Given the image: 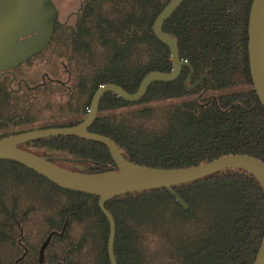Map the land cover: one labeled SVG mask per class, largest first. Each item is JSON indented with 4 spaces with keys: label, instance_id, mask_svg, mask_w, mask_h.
<instances>
[{
    "label": "trees",
    "instance_id": "obj_1",
    "mask_svg": "<svg viewBox=\"0 0 264 264\" xmlns=\"http://www.w3.org/2000/svg\"><path fill=\"white\" fill-rule=\"evenodd\" d=\"M167 1L82 0L70 27L74 47L91 55L90 40L96 37L105 59L95 63L90 58L89 71L80 74L70 92L69 107L79 116L51 126L82 119L99 84L113 81L134 91L148 71L170 69L168 46L152 30ZM251 2L182 0L162 24L186 61L180 74L152 81L136 101L104 91L88 129L111 137L127 159L150 166H191L237 152L264 160V106L248 59ZM12 95L19 94L0 81V126L31 123L26 110L21 115L5 111ZM22 96L28 98V93ZM132 104L140 106L120 116L104 113ZM19 146L78 171L118 169L106 144L97 139L56 134ZM173 187L187 209L166 187L129 191L105 201L115 222L117 264H150L146 240L152 232L167 245L166 264H252L264 232V189L254 175L226 167ZM34 219L42 239L18 264H39L40 245L50 233L42 264H111L109 221L98 195L62 187L21 162L0 158V244L16 243L21 222Z\"/></svg>",
    "mask_w": 264,
    "mask_h": 264
},
{
    "label": "water",
    "instance_id": "obj_2",
    "mask_svg": "<svg viewBox=\"0 0 264 264\" xmlns=\"http://www.w3.org/2000/svg\"><path fill=\"white\" fill-rule=\"evenodd\" d=\"M181 1L168 0L152 23L154 34L168 46L171 61L169 70L148 71L134 91H128L113 81L99 84L92 94L88 111L75 124L31 128L0 137V158L21 162L62 187L98 195L99 207L109 221L107 251L111 264H117L113 250L115 222L104 203L114 195L166 187L176 201L187 209L188 203L173 185L226 167L245 169L256 177L264 189V160L254 155L237 152L220 155L191 166H150L127 159L111 137L88 129L97 114L99 99L104 91H112L127 101H136L142 97L152 81L172 80L180 74L182 65L186 61L179 57L176 39L163 30L162 24ZM59 22L57 9L51 0H0V71L16 66L42 50L51 39L54 27ZM248 59L253 86L264 106V0L251 2L248 19ZM206 72L191 86L205 77ZM56 134L77 135L104 142L118 169L97 172L78 171L19 146L21 142L27 140ZM50 235L40 245L39 264L43 262V250ZM252 264H264V232Z\"/></svg>",
    "mask_w": 264,
    "mask_h": 264
},
{
    "label": "rangeland",
    "instance_id": "obj_3",
    "mask_svg": "<svg viewBox=\"0 0 264 264\" xmlns=\"http://www.w3.org/2000/svg\"><path fill=\"white\" fill-rule=\"evenodd\" d=\"M54 1L61 23L56 26L52 39L38 54L17 65L15 70L18 72V75L27 76L30 84H34L37 80L40 81L43 72H47L50 77L61 79L66 84L61 85V83L47 81L45 85L38 86L35 92L23 90L22 92H17L20 96L12 95L9 99L10 103H12L10 104V109L6 108L5 111L9 112L8 114L15 113L12 115H21L26 110L27 116L32 118V122L29 124L18 123L0 126V134L4 132L13 133L28 128L51 126L75 120L79 115L69 107L70 100L73 99L70 97V92L73 91L72 89L75 90V84L78 78L82 76L80 74L85 75L89 71V65L92 64V61L99 63L102 59H105L104 48L96 37L94 40H90L93 47L91 55L84 52L81 47H74L70 27L75 23L76 18L73 11H76L79 5H82V0ZM103 6L107 8L110 5L104 2ZM90 58H92V61ZM13 86H15V82ZM24 92L28 93V98L25 97L23 99L22 94ZM81 100L77 107L82 106ZM165 102L156 101L153 104L162 105L161 103ZM138 106L140 104H132L113 111H105L104 113L120 116L127 110ZM18 232L16 243L6 242L0 244V264L10 263L13 257L14 260L23 251L22 245L28 247L30 251H33L35 247L36 249L38 248L42 239V228L37 220H29L28 223L21 222V228ZM73 234L69 231L70 236ZM65 241H58L54 246L57 248L59 242L63 244ZM146 241L147 250L150 255L152 254L150 264H166L168 258L166 251L168 248L160 235L152 232Z\"/></svg>",
    "mask_w": 264,
    "mask_h": 264
},
{
    "label": "flooded vegetation",
    "instance_id": "obj_4",
    "mask_svg": "<svg viewBox=\"0 0 264 264\" xmlns=\"http://www.w3.org/2000/svg\"><path fill=\"white\" fill-rule=\"evenodd\" d=\"M52 2H53V4L55 5V7H56V4H55V1L54 0H51ZM81 7V5H79V7L78 8H80ZM56 9H57V7H56ZM73 12H76V11H73ZM57 13H58V9H57ZM58 18H59V16H58ZM59 21H60V19H59ZM59 23H61V21L59 22ZM58 24V23H57ZM56 24V25H57ZM55 25V26H56ZM55 28V27H54ZM53 35V34H52ZM52 38V37H51ZM51 40V39H50ZM49 40V41H50ZM32 56H34V54L32 55ZM32 56H30L29 58H31ZM28 58V59H29ZM27 60V59H26ZM25 60V61H26ZM24 62V61H23ZM23 62H21V63H23ZM20 63V64H21ZM20 64H18V65H20ZM17 66V65H16ZM16 66H13V67H11V68H9V69H6V70H2V71H0V81H2L3 83H4V85L5 86H7V88H9L10 90H12L13 92H22L23 90H25L26 92H28V91H32V92H35L37 89V87L38 86H40V85H45L46 84V82L47 81H49V82H54V83H61V84H63V81L61 80V79H59V78H56V77H50V75L47 73V72H43V74L41 75V79H40V81L39 80H37V81H35L34 82V84H30L28 81H29V79H28V77L27 76H23V75H18L17 73L18 72H16V70H15V67ZM15 82V86H13V83ZM36 89V90H35ZM25 93V92H24ZM81 120V119H80ZM79 120V121H80ZM89 127V126H88ZM20 242V241H19ZM23 246V251L20 253V255L19 256H17L15 259H14V261H13V264H18V261L20 260V259H22L24 256H25V254H26V252L28 251V247H26V246H24V245H22Z\"/></svg>",
    "mask_w": 264,
    "mask_h": 264
},
{
    "label": "built area",
    "instance_id": "obj_5",
    "mask_svg": "<svg viewBox=\"0 0 264 264\" xmlns=\"http://www.w3.org/2000/svg\"><path fill=\"white\" fill-rule=\"evenodd\" d=\"M88 109H89V108H88ZM88 109H87V110H88Z\"/></svg>",
    "mask_w": 264,
    "mask_h": 264
}]
</instances>
